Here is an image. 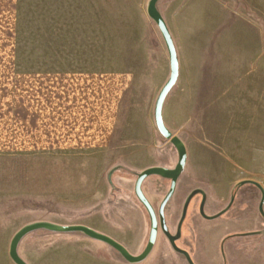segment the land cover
<instances>
[{
  "label": "rangeland",
  "instance_id": "obj_1",
  "mask_svg": "<svg viewBox=\"0 0 264 264\" xmlns=\"http://www.w3.org/2000/svg\"><path fill=\"white\" fill-rule=\"evenodd\" d=\"M149 1L18 0L17 29L0 31V264H15L12 239L41 221L84 225L134 256L144 251L151 222L135 194L137 177L178 163L155 123L156 100L171 71L164 39L147 14ZM158 9L180 66L163 119L187 150L165 208L168 229L176 233L196 189L207 195L208 216L234 199L227 215L206 221L196 196L180 245L197 264H264L263 194L256 185H240L253 181L264 189V0H161ZM97 72L129 79L113 142L122 145L119 152L76 158L24 147L37 138L24 126L41 118L19 106L31 82L46 73ZM170 186L159 176L143 183L157 215ZM18 253L28 264H133L81 232L38 230L21 240ZM134 264L188 263L159 229L152 253Z\"/></svg>",
  "mask_w": 264,
  "mask_h": 264
},
{
  "label": "crops",
  "instance_id": "obj_2",
  "mask_svg": "<svg viewBox=\"0 0 264 264\" xmlns=\"http://www.w3.org/2000/svg\"><path fill=\"white\" fill-rule=\"evenodd\" d=\"M17 15L18 0H0V31H15ZM31 84V93L25 90L22 97L25 103L16 105L24 106L27 111H40L41 118L31 126H24L25 134L37 137L25 141L24 147L64 151L68 153L58 157L76 158H106L122 148L113 142L128 76L101 72L46 73Z\"/></svg>",
  "mask_w": 264,
  "mask_h": 264
},
{
  "label": "water",
  "instance_id": "obj_3",
  "mask_svg": "<svg viewBox=\"0 0 264 264\" xmlns=\"http://www.w3.org/2000/svg\"><path fill=\"white\" fill-rule=\"evenodd\" d=\"M160 1L161 0H150L147 6V14L149 18L158 27L164 39V42H165V45H166V48L169 54L171 73H170V77L168 81L163 86L162 90L160 91L157 97L154 116H155V123H156L157 129L160 135L164 137L166 140H168L169 142H171V144H173L174 147L176 148L178 152V163L174 168H171V169L165 168V167L148 168L144 170L143 172H141L137 177V180L135 183V194L138 200L140 201V203L146 209L149 215V218H150V222H151L149 239H148V243L144 251L140 255L134 256L122 244L118 243L111 237L105 234L99 233L91 229L90 227H87L84 225H59V224H55V223H51L47 221H41V222H35L27 226H24L21 230H19L16 233V235L12 239L9 254L15 264H28L20 257L18 253V246L21 240L26 235L32 232L38 231V230H46V231L55 232V233L81 232L94 240H97V241H100V242H103L109 245L110 247L115 249L117 252H119L122 255V257L129 263H133V264L139 263V262L144 261L152 253L155 247L156 241H157L159 229H161V231L168 238L174 251L180 254H183L188 264H195L190 254L182 250L181 248H179L176 244V241L180 239L182 235V226L186 219L188 209H189V206L192 200L197 195L199 194L202 195V201L200 205V214L202 217L208 220H213V219L220 217L232 206L234 199H232V202L229 204V206L226 209H224L217 215L208 216L205 213V204L207 200V195L202 189H196L193 192H191V194L186 199V202L183 208V213H182L181 219L178 224L177 233L172 234L168 229L166 218H165V208L167 204L169 203V201L173 198L175 191H176L178 180L185 170V166L187 162V150H186V146L184 142L179 137L175 136L167 128V126L164 123V119H163L164 103H165L167 96L169 95V93L172 91V89L176 86L178 82L180 66H179V58H178V54H177V50L175 47L172 34L169 30V27L164 17L162 16L161 12L158 9V3ZM152 176H159L163 179H168L171 181L169 192L167 193V195L165 196V198L163 199L159 207L158 215L143 191V183L145 182L147 178L152 177ZM247 183L256 185L261 189L262 194H263L262 201L264 202V189L261 187V185L253 181L243 182L240 185L247 184Z\"/></svg>",
  "mask_w": 264,
  "mask_h": 264
},
{
  "label": "flooded vegetation",
  "instance_id": "obj_4",
  "mask_svg": "<svg viewBox=\"0 0 264 264\" xmlns=\"http://www.w3.org/2000/svg\"><path fill=\"white\" fill-rule=\"evenodd\" d=\"M165 180H168V179H165ZM169 182H171L170 180H168ZM200 195V194H199ZM198 196V195H197ZM200 196H202V195H200ZM195 198V197H194ZM193 201V200H192ZM192 203V202H191ZM190 206H191V204H190ZM190 206H189V208H190ZM232 208H233V205L223 214V215H221L220 217H222V216H225V215H227L231 210H232ZM226 209V208H225ZM223 211V210H222ZM188 214H189V209H188V213H187V216H186V219H185V221H184V223H183V226H182V235H181V237H180V239H178L177 241H176V244H177V246L179 247V248H181L182 250H184V251H186V252H188L189 254H190V256H191V258L193 259V261H194V263L195 264H197L196 263V261L194 260V258H193V256H192V254H191V252L188 250V249H186V248H183L181 245H180V242H181V240H182V236H183V228H184V226H185V224H186V221H187V218H188ZM214 216V215H213ZM204 218V217H203ZM219 218V217H218ZM205 219V218H204ZM206 221H211V220H208V219H205ZM214 220V219H213ZM178 228V227H177ZM176 233H177V231H176ZM175 233V234H176ZM176 252V251H175ZM178 253V252H177ZM180 254V253H179ZM180 255H182L184 258H185V256L183 255V254H180ZM185 260H186V258H185ZM187 261V260H186ZM188 263V262H187Z\"/></svg>",
  "mask_w": 264,
  "mask_h": 264
}]
</instances>
